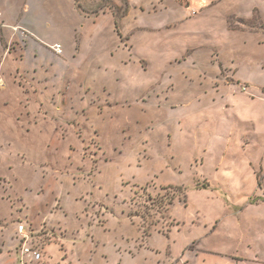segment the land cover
Segmentation results:
<instances>
[{
  "label": "rangeland",
  "instance_id": "obj_1",
  "mask_svg": "<svg viewBox=\"0 0 264 264\" xmlns=\"http://www.w3.org/2000/svg\"><path fill=\"white\" fill-rule=\"evenodd\" d=\"M263 7L0 0V264L18 222L29 264H229L224 216L264 246Z\"/></svg>",
  "mask_w": 264,
  "mask_h": 264
},
{
  "label": "crops",
  "instance_id": "obj_2",
  "mask_svg": "<svg viewBox=\"0 0 264 264\" xmlns=\"http://www.w3.org/2000/svg\"><path fill=\"white\" fill-rule=\"evenodd\" d=\"M255 10H258L254 7ZM264 9V7H263ZM261 9V10H263ZM256 27L260 28L261 33V42L264 43V17L260 16L259 19V26L257 23H254ZM257 24V25H256ZM250 100L258 99L261 102V108L259 109V116L260 118H264V89L262 88L261 91L254 90L251 88L249 91ZM256 94V95H254ZM249 142V141H248ZM227 217L225 220L223 218ZM232 216H224L221 217L220 220L215 223V225L219 224L224 229L225 232V239L223 240L222 244H226L227 247L221 250V246H218L214 249L220 250H212L206 251L210 255L220 256L222 259L229 264H264V246L259 245L255 242H251L250 240L246 239L248 237H252L251 232L246 229L240 228H230L229 218ZM228 220V221H227ZM226 223V226H224ZM217 227L215 226L212 228V232H216ZM214 261V263H213ZM212 264H218L217 258H214Z\"/></svg>",
  "mask_w": 264,
  "mask_h": 264
},
{
  "label": "built area",
  "instance_id": "obj_3",
  "mask_svg": "<svg viewBox=\"0 0 264 264\" xmlns=\"http://www.w3.org/2000/svg\"><path fill=\"white\" fill-rule=\"evenodd\" d=\"M52 51L55 54H61L62 48L60 45L56 44L52 46ZM16 234L21 240V247L19 250L20 257L18 258V264H29L27 259L34 262L41 261V253L38 243L29 245L30 241L36 236L32 231H28L23 222H18L16 227ZM38 240H36L37 242Z\"/></svg>",
  "mask_w": 264,
  "mask_h": 264
},
{
  "label": "trees",
  "instance_id": "obj_4",
  "mask_svg": "<svg viewBox=\"0 0 264 264\" xmlns=\"http://www.w3.org/2000/svg\"><path fill=\"white\" fill-rule=\"evenodd\" d=\"M145 191V189H143ZM160 191L164 192V194H158L156 197L147 196L145 198V202L148 204V206H145V209L149 213L150 210H154L156 213L160 211H167L169 210V207L173 205V202L176 198H181V196H184V189L178 188V187H165L160 188ZM137 196V193H136ZM140 197V196H139ZM142 198V197H140ZM135 198H133L131 201H134ZM161 212V214L163 213ZM144 217L142 216V220L144 221ZM149 230L145 232V235H150Z\"/></svg>",
  "mask_w": 264,
  "mask_h": 264
}]
</instances>
